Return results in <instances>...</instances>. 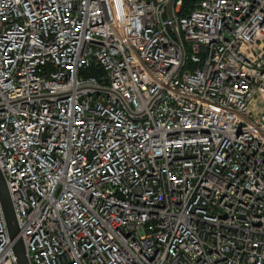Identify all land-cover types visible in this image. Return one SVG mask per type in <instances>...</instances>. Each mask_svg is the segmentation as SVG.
<instances>
[{
	"label": "built area",
	"instance_id": "1",
	"mask_svg": "<svg viewBox=\"0 0 264 264\" xmlns=\"http://www.w3.org/2000/svg\"><path fill=\"white\" fill-rule=\"evenodd\" d=\"M169 2L0 0L30 264H264V0Z\"/></svg>",
	"mask_w": 264,
	"mask_h": 264
},
{
	"label": "water",
	"instance_id": "2",
	"mask_svg": "<svg viewBox=\"0 0 264 264\" xmlns=\"http://www.w3.org/2000/svg\"><path fill=\"white\" fill-rule=\"evenodd\" d=\"M175 0H170L168 11L171 12L172 5ZM0 204L4 213L7 229L11 241H14L13 250L17 257V264H30L26 254L23 241L18 238L19 226L15 215V210L7 187V183L3 173L0 170Z\"/></svg>",
	"mask_w": 264,
	"mask_h": 264
}]
</instances>
